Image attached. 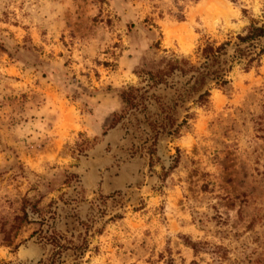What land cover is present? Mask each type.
Masks as SVG:
<instances>
[{"label":"rangeland","instance_id":"1","mask_svg":"<svg viewBox=\"0 0 264 264\" xmlns=\"http://www.w3.org/2000/svg\"><path fill=\"white\" fill-rule=\"evenodd\" d=\"M263 16L264 0H0V264L47 258L42 230L88 241L66 264H264V55L194 92L193 71L143 72L203 71V47Z\"/></svg>","mask_w":264,"mask_h":264},{"label":"trees","instance_id":"2","mask_svg":"<svg viewBox=\"0 0 264 264\" xmlns=\"http://www.w3.org/2000/svg\"><path fill=\"white\" fill-rule=\"evenodd\" d=\"M227 46L233 47V53H229ZM202 54L207 59L204 63L203 71L195 65L186 69L187 60H179L176 58L167 59L162 67L157 69H143L150 87L158 86L160 83L168 82V78L180 73L187 74V71H193L187 83L193 82L194 84L187 88L185 91H199L206 83L207 77L217 81V85L222 86L228 83L225 78L227 72L232 69L235 61L243 62L246 67L253 65L261 60L264 55V16L263 18H253L251 23L243 34L237 35V40L227 41L216 45L215 43H208L202 49ZM199 82V85L197 83ZM167 84V83H166ZM142 89L129 87L121 94L127 108L147 107L144 104L145 96L141 92ZM141 92V93H139ZM147 92V90H145ZM182 95V94H181ZM208 91L199 95V101L207 97ZM157 125H166V123H157ZM179 126L171 133L178 132ZM40 238L45 239L47 243L51 244L52 250L47 258H42L34 264H66V256L69 255L75 258L80 257L81 254L88 248L89 243L84 239L82 244L77 245L73 240L68 239L65 235L57 234L55 231L46 230L40 232Z\"/></svg>","mask_w":264,"mask_h":264}]
</instances>
